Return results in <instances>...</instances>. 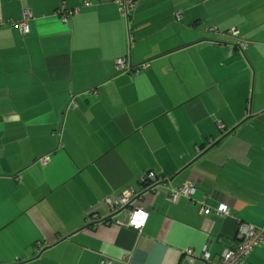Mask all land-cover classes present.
<instances>
[{"label":"crops","instance_id":"0c3cea01","mask_svg":"<svg viewBox=\"0 0 264 264\" xmlns=\"http://www.w3.org/2000/svg\"><path fill=\"white\" fill-rule=\"evenodd\" d=\"M133 1L126 18L0 0V264H217L240 224L264 229V0ZM137 208L141 234L118 224ZM241 264H264V241Z\"/></svg>","mask_w":264,"mask_h":264},{"label":"built area","instance_id":"2783aa9c","mask_svg":"<svg viewBox=\"0 0 264 264\" xmlns=\"http://www.w3.org/2000/svg\"><path fill=\"white\" fill-rule=\"evenodd\" d=\"M110 1L115 2L116 4L120 6L122 14L126 18L130 16L135 6V2L133 0H110ZM74 13H75V10L71 12L62 11L61 12L62 21L66 23L68 17L73 15ZM29 16H30L29 13L25 12V17L27 18ZM21 26L25 33L29 32L27 22H23ZM208 29L209 31L213 30V28H208ZM228 33L233 37H237V32L230 31ZM239 44L242 47H246L245 43H239ZM117 66H118L119 72H121L125 68L124 60L123 59L118 60ZM148 67H149V64H143L142 66L138 67L135 72H139ZM70 105L72 107H75L73 99ZM156 178H157L156 174L154 173L148 174L147 178L144 177L143 178L145 180L144 182L148 180L150 181V182L148 181V183L146 182L147 187L144 189H150V190L154 189L156 186V183L158 182ZM168 190L170 191L169 192L170 200L172 202H176L177 199L182 195L187 198H191L195 194V188L191 186H182L180 188L168 187ZM132 193L133 192L131 191L125 192L124 194L119 196L117 200L115 201L108 198L106 199V203L110 207L111 210L118 209L120 207H127L130 202ZM200 206H201V212L208 216L213 214V215H218L221 217H227L231 213L230 208L227 207L226 205H220L217 208H210L205 204V202H202ZM130 212L131 213L129 214L127 220L118 222V224L122 226H128L131 229H133L135 232H137L138 234L143 233L146 227L148 213L139 208L132 210ZM236 238H237V244L233 248H231L229 251H227L226 254L219 260L217 264H241L242 262H244L252 254L254 248L264 241V229H257L254 226H250L248 224L243 223V224H240L238 228ZM207 254H208L207 248H205L203 250V258L205 260L208 259ZM186 259L188 260L190 264H193L196 257L191 251H188L186 253Z\"/></svg>","mask_w":264,"mask_h":264},{"label":"water","instance_id":"95a60500","mask_svg":"<svg viewBox=\"0 0 264 264\" xmlns=\"http://www.w3.org/2000/svg\"><path fill=\"white\" fill-rule=\"evenodd\" d=\"M227 135H225L224 137H226ZM222 139H224V138H221V140ZM218 143H219V141H217V142H215L212 146H210L206 151H204L200 156H199V158H201V157H203L205 154H207L212 148H214L215 146H217L218 145ZM191 165V164H190ZM190 165H188L185 169H187ZM174 178H175V176L173 177V178H170L169 180H166V181H164L163 183H168V182H172L173 180H174ZM144 193L145 192H143L142 194H139L137 197H136V199L137 198H139V197H141V196H144ZM71 237V236H70Z\"/></svg>","mask_w":264,"mask_h":264}]
</instances>
